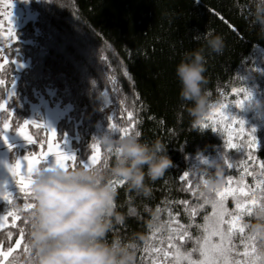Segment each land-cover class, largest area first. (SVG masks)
<instances>
[{
    "label": "trees",
    "instance_id": "obj_1",
    "mask_svg": "<svg viewBox=\"0 0 264 264\" xmlns=\"http://www.w3.org/2000/svg\"><path fill=\"white\" fill-rule=\"evenodd\" d=\"M28 3L37 18L16 31L17 38L6 47L7 61L0 69V79L4 81L0 84V102L7 100L13 113V128L30 118L31 102L46 95L49 88L54 89L56 102L72 106L70 115L58 124L56 142L63 144L61 138H71L79 161V156L91 151L93 137L110 131V123L127 126L126 112L132 111L139 124L131 134L140 130L141 141L160 140L167 146L174 166L155 182L146 179L152 189L148 198L129 191L126 184L118 187L117 210L127 214L129 208H134L137 215L129 216L123 225L117 224L114 233L125 239L133 233L146 237L137 251V264H148L143 249L152 242L149 239L152 231L162 228L166 235L167 221L177 215L185 226L192 223L189 231L193 238L199 237L202 229L197 226L204 225L203 217L211 212L210 204L198 210L193 222L185 206L179 203L189 201L192 206L203 203L197 199L201 190L196 187L201 178L192 175L191 169L206 168L205 159L223 163L224 183L220 187L223 188L228 176L234 182L241 179L242 164L249 151L246 146L241 152L229 149L224 127L215 126L206 117L221 104L244 100L245 94L234 93V88L248 89L254 99L264 102V37L257 34L258 26L256 29L249 26L248 0H28ZM208 29L223 36L225 47L219 55L205 51V88L210 104L205 118L194 125L187 111L191 104L181 106L185 102L179 98L181 83L176 67L185 52L205 46L202 35ZM18 63L25 65L20 71ZM13 84L15 95L7 99ZM110 116L112 120L108 119ZM240 116L245 120L244 131L234 142L243 143L249 139L251 128H255L252 135L256 137V147L251 152L257 162L264 161V109L250 107L245 116L242 113ZM205 123L209 125L206 128L202 127ZM27 130L37 139V145L14 148L10 160L13 153L22 157L29 150L39 152L41 141L47 144L48 133L44 128L30 126ZM100 148L103 159L106 149L101 144ZM224 154L233 168H227ZM77 166H81L79 162ZM185 172L189 173L188 180L181 181ZM243 179L254 186L253 177L245 175ZM213 195L206 196L212 199ZM14 206L21 207V202L14 201ZM227 207L234 208L231 199ZM157 208L161 209L159 225L150 228L151 211ZM3 211L4 202H0V212ZM19 214L25 217L27 213ZM243 222L255 220L253 216H245ZM8 230L13 231L14 239L16 233L15 229L6 228L0 234L5 250L9 246ZM245 233L249 234L247 228ZM111 238L112 233L108 239ZM234 243L236 250L242 252L238 238ZM259 245L257 240L258 249ZM193 246L192 241H186L183 250L191 251ZM22 253L21 248L13 257ZM198 258V253H193L192 259Z\"/></svg>",
    "mask_w": 264,
    "mask_h": 264
},
{
    "label": "clouds",
    "instance_id": "obj_2",
    "mask_svg": "<svg viewBox=\"0 0 264 264\" xmlns=\"http://www.w3.org/2000/svg\"><path fill=\"white\" fill-rule=\"evenodd\" d=\"M248 4L249 26H258L257 34L264 37V0H248ZM202 36L205 46L185 52L176 67L181 83L179 98L185 102L181 106L191 104L187 111L194 125L205 118L210 104L205 88V51L219 55L225 47L223 36L211 29ZM248 106L264 109V102L252 97ZM96 139L106 149L104 158L110 165L51 166L34 171L30 183L34 206L25 216L29 251L13 257L10 264H137V251L146 237L133 233L125 239L114 233L115 226L124 224L133 213L117 210V189L112 181L123 180L129 191L148 198L152 189L146 179L155 182L174 164L160 140L144 142L137 133L116 138L111 131ZM204 163L206 168L191 172L196 177L206 173L199 187L204 194L212 195L224 183V167L216 159H205ZM159 215L158 209L151 211L149 226L159 225ZM253 217L255 222L247 223L249 234L264 243V206L257 208ZM258 253L264 264V249H258Z\"/></svg>",
    "mask_w": 264,
    "mask_h": 264
},
{
    "label": "snow or ice",
    "instance_id": "obj_3",
    "mask_svg": "<svg viewBox=\"0 0 264 264\" xmlns=\"http://www.w3.org/2000/svg\"><path fill=\"white\" fill-rule=\"evenodd\" d=\"M237 6L239 7V5ZM11 38L9 37V39ZM19 67H23V65L20 64ZM3 83L4 81L0 80V84ZM14 86L15 84H13V89ZM232 91L237 94L241 92L245 94L244 100L236 102L240 108H244L245 101L248 102L252 98V94L248 89L234 88ZM14 95L13 91L9 94V98ZM7 105V100L0 102V139L8 145L9 151H12L15 147L8 142L7 133L9 131L14 132L27 145L31 146L37 145L38 141L27 131L30 126L44 128L47 133H51L53 137L55 136L56 130L54 128L46 124H37L35 119H23L22 123L18 122L16 127L13 128V113L9 111ZM228 111L229 105L221 104L219 109H213V116L206 117V119L211 120L213 124L219 122L223 125L224 131L228 133L226 143L229 149H237L241 152L245 146L248 148V155L242 164L241 179L234 182L232 177L228 176L225 186L214 190L212 199L200 192L197 199L203 200V203H198L196 206H192L189 201H180L179 203L185 206V211L193 222L198 210H202L205 205L210 204L211 212L203 217L204 225L197 226L202 229L201 235L193 238L189 231L193 224L190 223L185 226L179 220L178 215L173 217L167 221L166 235L162 228H156L152 231L149 237L152 242L143 249L144 256L148 258V264H261L257 239L253 235L245 233L247 223H244L243 219L245 216L252 217L257 208L264 206V203L259 202L264 201V161L257 162L251 152L256 147V137L252 135L256 132L255 128H251L249 139L240 144L234 142L243 133L245 120H237L235 116L228 115ZM126 117L127 126H120L117 123L108 124V128L116 138L130 135L133 130L138 128L139 122L132 111H127ZM213 117H219V120ZM108 119L112 120L113 117L110 116ZM208 126L207 123L202 125L205 128ZM213 131H216L215 127ZM135 133L140 137L142 135L140 130H136ZM233 133H235V136ZM61 139L63 144L55 142L54 139H49L47 144L41 141L39 152L29 150V154L22 157L13 153L11 161H0V165L8 174L5 179L0 180V187L3 188V192H0V201L4 202V211L0 212V234H4L6 228L16 230L15 239L13 231L8 230L6 232L7 241L9 242L6 250L3 242H0V264H10L13 253L20 251L21 248L23 253L29 251L27 242H24L28 221L19 213L21 211L28 213L34 206L30 183L35 170L51 166H61L65 169L75 168L78 162L85 167H92L101 163L108 166L109 161L98 155L101 148L96 137H93L95 142L91 145V151L86 153L84 157L79 156V161L76 153L66 149L67 141ZM107 151L111 153L112 150L107 149ZM223 160L227 168L234 167L228 161L227 154H224ZM205 175L206 173H201L200 178L203 179ZM245 175L254 178V186H249L243 179ZM188 177L189 173L185 172L180 176V180L186 181ZM12 183L15 185L14 190L9 188ZM112 183L116 189L125 185L123 180H113ZM196 187L199 188V184ZM191 188L192 185L189 182L188 189ZM257 190H259V195H257ZM193 196H196L194 189ZM229 199L234 203V208L231 210L227 207ZM14 200L21 202V207H15ZM157 209L161 211L160 208ZM129 211L133 213L132 216H135L134 208H129ZM169 214L171 215V212ZM9 221H11L10 224ZM18 222L20 223L18 224ZM149 227L151 228V226ZM236 238L239 239V244L243 247L242 252L236 250L237 244L234 243ZM13 239L14 243H12ZM186 241L193 242L194 246L191 251L183 250ZM22 242L24 243L22 244ZM259 249H264V243H260ZM193 253H198L199 258L192 259Z\"/></svg>",
    "mask_w": 264,
    "mask_h": 264
},
{
    "label": "rangeland",
    "instance_id": "obj_4",
    "mask_svg": "<svg viewBox=\"0 0 264 264\" xmlns=\"http://www.w3.org/2000/svg\"><path fill=\"white\" fill-rule=\"evenodd\" d=\"M18 7H20L23 10V14L21 11H19L18 14H20V17H18L15 13L13 14V12H12L13 15H12L11 20L15 21L14 19H17L15 26H13L9 32V35H11V37H12L11 39H9V41H12V42H14L16 40V38H17L16 37V31L20 27L24 26L28 22L35 21L37 18V14L32 9L31 3L27 2V3H24L22 6H14L13 10L18 8ZM9 17H11V16H9ZM9 35H8V33L5 34V32H4L1 39H0L4 46H6L8 44V43H6L5 40H7V38L10 37ZM6 61H7V59H5V62H4L2 60V58H0V69L2 67L1 65L5 64ZM22 65H23V67H18L19 70H22L25 67L24 64H22ZM13 91L15 93V91H16L15 86H14V89H13V86L11 87V89L8 93L7 99H10L9 94ZM55 94H56L55 90L52 88H49L47 90L46 95H40V96H38V99L36 101L31 102V106H30L31 115H30L29 119H35L37 124H46V125L54 128L56 130L55 136L53 137L51 133H48V140L54 139V141L56 142L58 124L62 119L66 118L70 115L72 106H71V104H62L60 102H56L54 100ZM219 107H217L215 109H219ZM249 109H250V107L248 106L247 103H245L244 108H240L237 106L236 103H232V104H229V111L227 114L230 116H235L237 120H240V119H243V117L240 116L241 113H242V115L245 116L247 114V112L249 111ZM210 116H213V111H211V113L208 115V117H210ZM213 118L216 120H219V117H213ZM209 121L212 123L211 120H209ZM214 125L218 126V127L223 126L219 122L214 124ZM11 135L16 136V134L14 132L9 131L7 133L8 138L11 137ZM65 140L67 141V143L65 145L66 149L76 153V151L73 147V144H72V139L69 137H66ZM0 141L2 142L3 140L0 139ZM25 147L26 146H23V148H25ZM98 155L100 156V153H98ZM13 184L14 183H12L10 185H13ZM10 190H12V189H10ZM13 190H14V188H13ZM0 192H3V191H0ZM0 202H3V201H0Z\"/></svg>",
    "mask_w": 264,
    "mask_h": 264
},
{
    "label": "crops",
    "instance_id": "obj_5",
    "mask_svg": "<svg viewBox=\"0 0 264 264\" xmlns=\"http://www.w3.org/2000/svg\"><path fill=\"white\" fill-rule=\"evenodd\" d=\"M19 11H20V7L14 9L13 10V14L15 13L18 17H20V14H18ZM13 14L10 15L11 17L8 18L7 22L4 25V28H5L4 32H5V34L8 33V35H9V32H10V29L13 26H15V24L17 22V19H14L15 21L11 20ZM9 36L11 37V35H9ZM7 40H5L6 43H8L7 46H9V45H11L13 43L12 41H9V37L7 38ZM19 64H22V63H18L17 64V69L18 70H19V68H18ZM8 142H9V144L14 145L15 146L14 148L28 146L26 144V142L23 141V139L18 137L17 135L16 136L11 135V137H9V141ZM10 155H11V151H9L8 145H6L4 143V141H2V142L0 141V161H2V160L11 161L10 160ZM7 176H8V174L6 173V170L3 168L2 165H0V180L5 179ZM0 188H2V187H0Z\"/></svg>",
    "mask_w": 264,
    "mask_h": 264
},
{
    "label": "built area",
    "instance_id": "obj_6",
    "mask_svg": "<svg viewBox=\"0 0 264 264\" xmlns=\"http://www.w3.org/2000/svg\"><path fill=\"white\" fill-rule=\"evenodd\" d=\"M20 0H0V39L1 35L4 32V23L6 22L11 9L13 6L19 5ZM0 58L5 62V46L0 40Z\"/></svg>",
    "mask_w": 264,
    "mask_h": 264
},
{
    "label": "water",
    "instance_id": "obj_7",
    "mask_svg": "<svg viewBox=\"0 0 264 264\" xmlns=\"http://www.w3.org/2000/svg\"><path fill=\"white\" fill-rule=\"evenodd\" d=\"M21 2H22V4H23V3H27L28 0H21Z\"/></svg>",
    "mask_w": 264,
    "mask_h": 264
}]
</instances>
